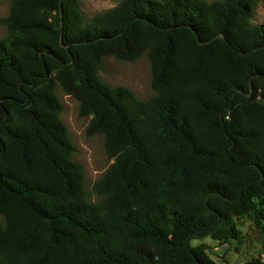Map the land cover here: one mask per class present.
Instances as JSON below:
<instances>
[{"label":"trees","instance_id":"trees-1","mask_svg":"<svg viewBox=\"0 0 264 264\" xmlns=\"http://www.w3.org/2000/svg\"><path fill=\"white\" fill-rule=\"evenodd\" d=\"M258 0H12L0 39V264H217L208 246L264 223ZM148 53L157 95L104 84ZM57 84L114 161L89 202ZM252 92V95L250 96Z\"/></svg>","mask_w":264,"mask_h":264},{"label":"rangeland","instance_id":"rangeland-1","mask_svg":"<svg viewBox=\"0 0 264 264\" xmlns=\"http://www.w3.org/2000/svg\"><path fill=\"white\" fill-rule=\"evenodd\" d=\"M123 0H79L81 12L87 20L117 7ZM207 2L221 0H206ZM12 0H0V39L8 35L4 20L9 16ZM253 25L264 24V0H258ZM101 81L110 87H124L134 93L140 101H147L157 95L152 87V67L148 53L134 62H122L113 57L103 60L99 72ZM56 95L62 104L61 119L68 128L70 139L76 148L73 160L82 166L85 190L89 202L98 203L101 197L95 192L96 184L113 165L106 154L105 139L101 135L89 136L87 129L91 117H82L80 104L66 95L57 84ZM240 239L222 245L211 238L193 240L192 247L205 244L208 255L217 264H264V223L260 226L251 218L238 220Z\"/></svg>","mask_w":264,"mask_h":264},{"label":"water","instance_id":"water-1","mask_svg":"<svg viewBox=\"0 0 264 264\" xmlns=\"http://www.w3.org/2000/svg\"><path fill=\"white\" fill-rule=\"evenodd\" d=\"M252 95V92H251V94H250V96Z\"/></svg>","mask_w":264,"mask_h":264}]
</instances>
